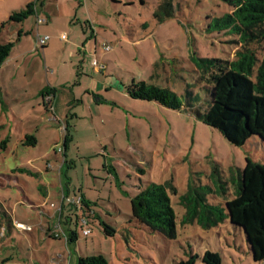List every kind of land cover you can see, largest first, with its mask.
<instances>
[{
	"label": "rangeland",
	"instance_id": "374dc122",
	"mask_svg": "<svg viewBox=\"0 0 264 264\" xmlns=\"http://www.w3.org/2000/svg\"><path fill=\"white\" fill-rule=\"evenodd\" d=\"M27 1L0 0V42H15L0 66V264H80L81 257L98 254L108 264H176L197 254L196 264H206L202 256L207 250L218 252L222 264H264L253 259L242 228L229 219L211 228L183 225L180 203L190 181L208 182L215 165L232 198L246 157L264 163V141L253 136L243 146L234 145L189 108L174 110L136 99L127 90L133 81L145 80L186 101L189 85L206 99L194 62L199 57L234 58L241 46L237 36L207 30L210 20L232 5L226 0H170L174 14L160 21L155 13L163 0H29L40 8L46 3L58 12L50 24L67 27V39L58 36L42 48L37 47L36 13L22 22L9 19ZM22 24L31 31L20 36L21 28L15 27ZM254 47L262 58L264 42ZM50 85L60 96L58 121L50 120L40 103L42 89ZM68 133L72 139L66 156L73 166L63 163L59 151ZM29 135L38 142L28 140ZM49 162L58 175L64 165L63 183L72 178V195L85 193L95 211L87 236L76 216L75 223L63 224L68 235L70 230L78 234L69 243L62 230L60 238L46 233L48 224L55 228L59 221L57 207L48 201H59L57 189L50 187V196L44 195V183H59L56 172H46ZM168 180L178 188L177 195L171 194L178 216L176 239L152 232L132 217L131 197L139 188ZM69 213L77 211L65 215ZM7 215L14 221L12 229ZM101 221L112 225L116 235L107 236ZM18 222L31 228H20Z\"/></svg>",
	"mask_w": 264,
	"mask_h": 264
},
{
	"label": "trees",
	"instance_id": "16d2710c",
	"mask_svg": "<svg viewBox=\"0 0 264 264\" xmlns=\"http://www.w3.org/2000/svg\"><path fill=\"white\" fill-rule=\"evenodd\" d=\"M226 1L233 9L213 17L207 30L218 34L236 35L241 46L231 60L199 57L194 62L199 72V88L205 91L206 99L189 85L185 89L186 101H183L177 92L145 80L133 81L127 90L136 99L156 101L174 110L189 108L205 124L218 129L232 144L243 146L253 136H258L264 141V55L260 58L254 47L255 44L264 42V0ZM35 5L36 2H29L25 8L14 11L9 19L22 22L28 15L36 12ZM159 9L155 16L160 21H163L165 16L174 14L170 0H163ZM21 33L20 31V35ZM14 44V41L0 42V66L9 58ZM68 129L67 127L66 130L69 131ZM27 139L32 140V143L36 142L34 136L29 135ZM71 139L68 133L65 145H68ZM222 173L218 165H215L208 172V182L200 181V184H197L190 181L186 193L180 196V203L185 209L181 223H197L203 228H211L229 219L233 225L244 230L253 259L262 261L264 163L250 156L246 157L244 167L238 169L237 179L234 181L235 195L232 198L228 197L227 188L222 185L228 183ZM171 194H178L173 180L164 183L151 182L146 187L139 188L137 194L131 197L133 219L152 232L160 233L168 239H176L179 233L178 216L172 204ZM82 197V212L90 221L95 211L85 201L84 196ZM211 199L218 201L212 202ZM73 210H77L73 204L64 203L61 213L63 223H75L77 213L65 215ZM6 221L12 229L13 219L7 215ZM19 223L21 222H18L17 226ZM101 224L107 236L116 235V229L112 225L105 221H101ZM0 228H3L2 224ZM77 238V232L70 230L68 242ZM197 257V254H192L176 264H196ZM202 260L206 264H222L221 255L212 250H207ZM79 263L108 264V260L103 254H98L81 257Z\"/></svg>",
	"mask_w": 264,
	"mask_h": 264
},
{
	"label": "crops",
	"instance_id": "0c3cea01",
	"mask_svg": "<svg viewBox=\"0 0 264 264\" xmlns=\"http://www.w3.org/2000/svg\"><path fill=\"white\" fill-rule=\"evenodd\" d=\"M28 3H29V0L27 1ZM61 3L62 2H58V5H59V8H58V10L60 11V9H61ZM35 13L37 14V16H39L40 18H43L44 20H42L41 22H38V24H37V29H36V34H37V37H38V34H40V35H45V34H48V35H50V40L49 41H51L52 39H57L58 38V36H62V34H64L65 33V31L67 30V27H63V26H58V25H56V24H50V22H53V23H56V19H57V17H58V12H54V11H52V9H50V7L46 4V3H42L41 4V8L40 7H38L37 5H35ZM46 15V16H45ZM72 24V23H71ZM74 24V23H73ZM91 24H93V23H91ZM90 25V24H89ZM16 29L17 28H21L20 30H19V32L21 31L22 33H21V35H23V34H25L26 32H30L31 30L29 29V27H25V24H22L21 26H17V27H15ZM72 28H73V31L70 33L71 34V36H72V39L75 41V27L74 26H72ZM30 30V31H29ZM96 31L94 32V35L96 36ZM20 35V36H21ZM95 36H93V38L95 37ZM62 39V38H61ZM19 40V39H18ZM48 44H50L49 42L45 45V47H47L48 46ZM73 46L75 47V43H73ZM37 47H38V40H37ZM86 48V47H85ZM73 51V50H72ZM74 51H75V49H74ZM73 51V52H74ZM73 54V53H72ZM104 66V65H103ZM43 88V87H42ZM47 90V91H46ZM72 92L74 93V95H75V89H72ZM40 96H41V100H40V103H41V105L44 107V109H45V111H46V113L49 115V118H51V111H50V107L51 106H54V113L55 114H57V106H56V103H57V101H58V99H59V94H58V91H57V89L56 88H54V87H52L51 85L50 86H46L45 88H43L42 89V91H41V93H40ZM49 97L51 98V100L49 99ZM39 104V103H38ZM36 106H37V104H36ZM60 111V110H59ZM39 113H41V112H39ZM58 115V114H57ZM68 131L66 130V133H67ZM66 135L67 134H65V137L64 138H66ZM72 138V137H71ZM54 141H55V144H57L58 143V141L56 140V139H54ZM65 141V140H64ZM36 142H38L37 141V139H36ZM35 142V143H36ZM68 149H69V143H68V145H65V143H64V147H63V152H64V157H65V160H64V164H67V163H69L68 162V159H67V156H66V152L68 151ZM73 164L74 163H69L68 165H72L73 166ZM63 167H64V165H62V167H59V171H58V173H59V175L57 174V171H54L53 169H52V166H50V162H49V165L47 166V168H46V172H49L50 171V173L51 174H54L55 175V172H56V175H58L59 177H58V180H59V183H55V182H53V181H48L47 183H44V186H46V193L44 194V195H49L50 196V193H51V191H50V187H54V188H56L57 189V191H58V195H57V198L59 197V201H55V200H57L56 198L55 199H48V201H50L51 203L52 202H60L61 201V199H62V197H65V198H68V197H73V196H76V195H72L73 193H72V191H71V188H70V184H71V182L70 181H72L73 179L72 178H70V181L69 182H67V184L65 185L64 183H63V179H62V177H63ZM83 192V191H82ZM75 194V193H74ZM83 194V196H84V198H85V201L87 200H89L90 198L85 194V193H82ZM48 198V197H47ZM88 203H89V201H88ZM90 204V203H89ZM56 216H57V213H56ZM56 216H54V217H56ZM13 223H14V221H13ZM25 224V223H24ZM56 224V223H55ZM52 224H48L47 226H48V228L46 227V233H48L49 235H51V232L49 231V230H51V229H53V228H49L50 226H51ZM66 231V230H65ZM68 242V241H67ZM69 243V242H68Z\"/></svg>",
	"mask_w": 264,
	"mask_h": 264
},
{
	"label": "built area",
	"instance_id": "2783aa9c",
	"mask_svg": "<svg viewBox=\"0 0 264 264\" xmlns=\"http://www.w3.org/2000/svg\"><path fill=\"white\" fill-rule=\"evenodd\" d=\"M42 20H44L43 18H40L38 16V22H41ZM62 39H67V34L64 33L62 34L61 36ZM50 40V35L48 34H45V35H40L38 34V46L39 47H44ZM106 48H109V46L106 45ZM93 64L94 65H98V61L95 59L93 61ZM49 99L51 100V98L49 97ZM50 111H51V118L50 120H53V121H58V117L55 115L54 113V106H51L50 107ZM65 130H66V127H65ZM59 151L60 152H63V148L62 147H59ZM83 197L82 196H74V197H68V198H65V197H62L61 201L56 203V202H52V205L57 209H58V215H59V221L57 223V226L53 229H51V235L57 237V238H60L61 237V230L62 232L64 233V235L66 236L67 238V241H68V234L67 232L63 229V221L61 220V213H62V210H63V205L64 203H71L74 205V207L77 208V219H76V222L77 224H79L81 227H82V232L84 235H89L92 230L90 229L89 227V219L84 215V213L82 212V207H83ZM18 226L20 228H26V229H30L31 227L26 225V224H22V223H19ZM60 231V232H59Z\"/></svg>",
	"mask_w": 264,
	"mask_h": 264
}]
</instances>
